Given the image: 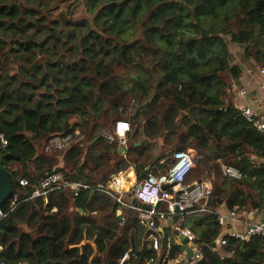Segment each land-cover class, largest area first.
Returning <instances> with one entry per match:
<instances>
[{"label": "trees", "instance_id": "obj_1", "mask_svg": "<svg viewBox=\"0 0 264 264\" xmlns=\"http://www.w3.org/2000/svg\"><path fill=\"white\" fill-rule=\"evenodd\" d=\"M66 1L0 0V132L8 140L0 143V164L15 176L1 207L0 260L121 264L153 230L138 209L100 188L132 163L138 182L167 172L178 146L214 147L189 174L201 182L214 171L210 209L223 201L230 209H264V133L229 99V78L241 73L230 43L264 62V0H83L84 16H76L75 3L60 10ZM133 99L138 109L125 159L97 131L125 119L120 106ZM76 130L81 139L62 150L63 164L39 148ZM218 159L242 176L224 178ZM54 172L91 187L32 197ZM178 221L195 231L201 264H264V236H227L221 252L214 246L222 228L216 213L191 212ZM171 225L161 231L158 252L122 264L178 258Z\"/></svg>", "mask_w": 264, "mask_h": 264}, {"label": "built area", "instance_id": "obj_2", "mask_svg": "<svg viewBox=\"0 0 264 264\" xmlns=\"http://www.w3.org/2000/svg\"><path fill=\"white\" fill-rule=\"evenodd\" d=\"M252 72V69L249 70ZM259 74L264 77V62L258 68ZM242 95L246 94V90H241ZM262 104L264 105V97L262 98ZM243 116L247 121L252 123L258 130L264 133V116L259 114L257 109L248 103H242L239 107ZM131 128V122L128 119H121L117 121L116 126L112 133L104 134L110 142H117L118 147H125V150L120 152L123 157L128 155L127 147L129 145V130ZM81 139V133L76 130L74 133H68L65 135H57L52 137L44 146L46 152L50 151H62L73 144L79 142ZM0 143L2 146L8 145L6 136L0 132ZM130 148V147H129ZM172 162L169 170L161 174H149L143 181L138 182L137 176L129 171H121L113 176L109 183L100 190L113 196L118 202L127 206L136 208L140 212L141 220L153 230V234L150 236L153 248L158 252L160 247L161 231L160 225H156L154 217H158L161 220H167L173 215L177 214V208L183 210L180 213L181 222L184 221V215L191 212H204L209 211L218 215V222L222 226L221 233L217 237L214 243L220 245H226L228 237H234L238 240L246 241L253 236H264V218L260 221L253 222L248 220L245 215L239 209H231L228 212H218L208 207L209 199L213 193V184L208 180L198 182L191 190L187 189L186 183L187 177L191 170L196 166L197 157L190 151L185 149H176L172 152ZM223 172L227 177L240 178L242 176L241 170L230 164H223ZM121 175H124L122 178ZM22 185L28 183L27 179H20ZM111 184V186H109ZM164 186H167L164 188ZM69 187L73 190L75 195H78L80 191L88 189L91 186L83 181H70L67 180L61 172H54L45 176L39 184L36 186L32 197H38L47 195L55 190ZM131 194L132 198L136 200L135 203L128 202L126 195ZM139 205H136V203ZM162 202L166 205L165 209H156V205ZM143 203L149 205V209L143 206ZM14 207V206H13ZM1 212L0 216H3ZM121 223L125 218L121 215ZM242 223L246 226L244 230H235L232 225ZM179 230L188 237L189 247L195 248L192 256H187L185 260L176 258L172 260L171 264H193L197 260L202 258L201 244L196 242L195 232L188 227H180ZM228 236V237H227ZM182 252H180V256ZM130 257L127 252L121 259V264ZM152 258L150 261H153ZM0 264H6L5 261L0 260Z\"/></svg>", "mask_w": 264, "mask_h": 264}, {"label": "crops", "instance_id": "obj_3", "mask_svg": "<svg viewBox=\"0 0 264 264\" xmlns=\"http://www.w3.org/2000/svg\"><path fill=\"white\" fill-rule=\"evenodd\" d=\"M235 49V48H234ZM238 54L236 55L237 59H234V62H239L241 64V73L240 76L237 79H233L230 76V82L232 83V88L229 92V99L233 101L235 106L238 108L242 103H248L249 105L253 106L257 109L258 113L264 116V105L262 104V98L264 97V77H262L259 72L258 68L261 66L260 63L256 61L254 57H246L244 56V50L240 46L236 48ZM252 69V72L249 70ZM241 90H246V94L242 95L240 93ZM163 129H165V123L162 124ZM131 173L136 174L135 168H131ZM124 177V175H123ZM189 178V177H188ZM204 180V179H203ZM208 182H211L208 180ZM193 182H189L187 184H191ZM212 183V182H211ZM163 206V204H162ZM161 206V207H162ZM218 212H228L231 210L226 205V202L223 201L221 204H217L215 209H213ZM242 213L245 215V217L253 222L260 221L264 218V209L262 210H241ZM172 224L173 229V238L174 241L177 243L178 236L175 234V230L179 228V221L175 220L173 222H170L169 219L167 220H161L160 221V231L164 229L167 225ZM232 228L235 230H244L246 226L242 223L234 224L232 225ZM151 237H148L147 239L143 240L141 243V246L137 249H141L143 247L144 243H147L148 246L152 245ZM215 247L222 251V245L214 243ZM2 249V246L0 245V250ZM232 253H230L231 255ZM182 255L179 258H181ZM145 264H154L151 261L147 260Z\"/></svg>", "mask_w": 264, "mask_h": 264}, {"label": "water", "instance_id": "obj_4", "mask_svg": "<svg viewBox=\"0 0 264 264\" xmlns=\"http://www.w3.org/2000/svg\"><path fill=\"white\" fill-rule=\"evenodd\" d=\"M177 150L178 149H185V150H188L190 152H192L197 158L198 156H202V155H205L208 153V151H204V150H195L194 148H190L188 146H178L176 148ZM123 150H125V147L124 146H121L119 148V152H122ZM215 149L213 146H210V151L209 152H213ZM198 154V155H197ZM160 158V156H158L154 161L153 163H155L158 159ZM152 168V164H149L145 171L142 173V177L146 175V173L148 171H150V169ZM13 177L15 179V176H14V173L12 170H9V169H6L4 168L1 164H0V215H1V207L3 205V203L9 199L12 194H13V190H14V185H13ZM198 182H193L191 184H188L187 186V189L188 190H191L193 187H195L197 185ZM167 186H164V188H166ZM126 200L128 202H132V203H135L136 200L134 198H132L131 194H127L126 195ZM162 202H159L157 205H156V209H159L160 206H161ZM143 206L147 209H149V205H147L146 203H143ZM183 212V210L177 208V214L173 215V217L169 218V221L170 222H173L175 220H178L180 218V213ZM121 218V216H120ZM154 221L156 223V225H160V219L158 217H154ZM175 234H177L178 236V241H177V244L180 245V248H181V252H182V257H181V260H185L187 256H192L194 251H195V248H190L189 247V241H188V237H186L184 235L183 232H181L178 229L175 230ZM86 241V240H85ZM215 246V244H214ZM157 250L153 248V245H150L148 246L147 243H144L143 244V247L141 249H137L134 245L133 247L131 248V250L129 251V255H137L139 256V263H141L146 254L149 253V252H156ZM193 264H201V259L197 260L195 263Z\"/></svg>", "mask_w": 264, "mask_h": 264}, {"label": "rangeland", "instance_id": "obj_5", "mask_svg": "<svg viewBox=\"0 0 264 264\" xmlns=\"http://www.w3.org/2000/svg\"><path fill=\"white\" fill-rule=\"evenodd\" d=\"M82 2H83V0H68V1H66L65 3H63L62 5H61V8H60V10L61 9H66V8H68L69 7V5L70 4H72V3H75V5L73 6V8H74V12H75V14H76V16H84L85 14H86V11H85V9H84V6H83V4H82ZM238 46H240V45H238V44H234V43H230V49H231V54H232V56L234 57V59H237L236 58V55L238 54V52L237 51H235L236 50V48L238 47ZM235 48V49H234ZM242 48V47H241ZM137 109H138V106H137V101L135 100V99H133V100H131L129 103H127V104H124V105H121L120 106V110H121V112L123 113V116L125 117V119H128V120H130V122H131V125H132V123H133V121H135L136 119H135V115H136V113H137ZM113 130H114V124H110V125H107V126H99V128H98V134H100V135H102V136H105L104 134H107V133H112L113 132ZM132 139H131V137H129V145H128V149H127V151L129 150V147L131 146V143H132ZM116 144H117V142H115ZM118 145V144H117ZM44 145L43 144H41V145H39V148L41 149V150H43L44 152H46L45 151V149H44V147H43ZM190 148H192V147H190ZM195 149V148H194ZM196 151L198 150V149H195ZM117 151H118V153L119 154H121L120 152H119V147H118V149H117ZM213 152H215V150L213 151ZM213 152H208V153H213ZM46 153H53V154H56L57 156H59V158H60V164H63V161H62V158H63V153H62V151H50V152H46ZM207 153V154H208ZM198 155V154H197ZM206 155V154H205ZM122 156V155H121ZM158 157V156H157ZM156 157V158H157ZM125 159H128L129 157H128V155L127 156H125L124 157ZM155 158V159H156ZM201 158V155L200 156H198V158H197V163H198V160ZM154 159V160H155ZM153 160V161H154ZM217 162V161H216ZM196 163V164H197ZM218 163H219V165H220V167H221V171H222V175H223V177L224 178H228L227 176H225V174H224V172H223V164H228L227 162H225L223 159H218ZM131 167H134V164L132 163L131 165H129L126 169H122V170H120L119 172H121V171H129V169L131 168ZM135 168V167H134ZM195 175V174H194ZM194 175L192 174V175H190L189 176V179H188V181L189 182H192L193 181V177H194ZM204 180H210L211 182H212V184H213V188H215V185L217 184V179H216V177H215V174H214V171L213 170H210V171H206V174L204 175V178H203ZM189 182H187V183H189ZM189 228V227H188ZM193 229V228H192ZM194 231V230H193ZM195 232V231H194ZM172 234V236H173V232L171 233L170 232V235ZM174 239V238H173ZM86 241H83V243H85ZM173 261L172 260H170L169 262H168V264H171Z\"/></svg>", "mask_w": 264, "mask_h": 264}, {"label": "bare ground", "instance_id": "obj_6", "mask_svg": "<svg viewBox=\"0 0 264 264\" xmlns=\"http://www.w3.org/2000/svg\"><path fill=\"white\" fill-rule=\"evenodd\" d=\"M122 176V178H123V175H121ZM110 186H111V184H110Z\"/></svg>", "mask_w": 264, "mask_h": 264}]
</instances>
